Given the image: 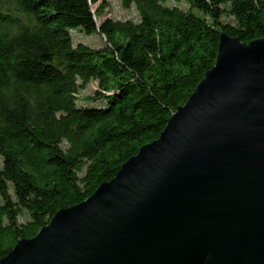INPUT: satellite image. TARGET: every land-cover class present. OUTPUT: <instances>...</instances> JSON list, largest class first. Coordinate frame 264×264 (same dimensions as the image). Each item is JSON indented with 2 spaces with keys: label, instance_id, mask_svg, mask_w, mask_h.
Returning <instances> with one entry per match:
<instances>
[{
  "label": "trees",
  "instance_id": "16d2710c",
  "mask_svg": "<svg viewBox=\"0 0 264 264\" xmlns=\"http://www.w3.org/2000/svg\"><path fill=\"white\" fill-rule=\"evenodd\" d=\"M100 1L13 0L27 23L0 13V260L158 139L215 64L222 32L264 37V0H118L138 22L98 24ZM73 31L105 43L74 45ZM93 83L104 105L78 107Z\"/></svg>",
  "mask_w": 264,
  "mask_h": 264
},
{
  "label": "water",
  "instance_id": "95a60500",
  "mask_svg": "<svg viewBox=\"0 0 264 264\" xmlns=\"http://www.w3.org/2000/svg\"><path fill=\"white\" fill-rule=\"evenodd\" d=\"M0 264H264V37L222 32L158 139Z\"/></svg>",
  "mask_w": 264,
  "mask_h": 264
},
{
  "label": "rangeland",
  "instance_id": "374dc122",
  "mask_svg": "<svg viewBox=\"0 0 264 264\" xmlns=\"http://www.w3.org/2000/svg\"><path fill=\"white\" fill-rule=\"evenodd\" d=\"M100 2L93 5V11H95L99 7ZM104 2L106 4L104 12L99 18L96 19L98 24L102 23L105 19H113V20H121V21L131 20L133 22H138L139 17L136 11L134 10V8L124 9L118 0H104ZM167 5L169 7H177L184 11L190 9L189 6L183 2L176 4L172 1H169ZM0 13L10 16L11 18L14 19H18L19 22H23V23H27L28 21L30 22L29 18H27L25 15L19 12L18 8L13 4V0H0ZM221 22L231 23L232 19L228 18L227 16H223ZM71 36L74 45L81 43L97 49L102 47V45L105 43V40L98 34L88 36L84 33H81L80 31H73L71 33ZM95 89L96 87L93 83L90 84L85 90L79 93L77 100L78 107L98 108L104 105L103 101L95 96L94 94ZM27 221H28V216L26 214H23L19 218L20 223H25Z\"/></svg>",
  "mask_w": 264,
  "mask_h": 264
}]
</instances>
